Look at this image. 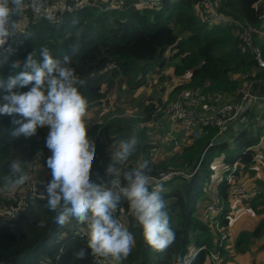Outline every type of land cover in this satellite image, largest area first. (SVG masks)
<instances>
[{
    "label": "trees",
    "instance_id": "obj_1",
    "mask_svg": "<svg viewBox=\"0 0 264 264\" xmlns=\"http://www.w3.org/2000/svg\"><path fill=\"white\" fill-rule=\"evenodd\" d=\"M119 1L122 10L101 12L89 6L66 12L55 19L44 18L38 21L30 18L24 20L20 16L19 32L10 40L15 51L6 52L0 58L3 61L0 63V80L7 82L10 76L23 70V63L29 53L34 52L37 60L42 62V48H47L54 58L62 59L64 55H71V67L81 81L77 86L88 101L87 111L108 104L109 93L101 88L100 78H106L109 87L116 83L121 85L120 82L124 81L131 89H136L146 79L145 75L155 73L162 76L165 64L170 68L168 78L171 83L181 78V83L173 84L170 97L183 90H195L206 102L215 106L230 102L224 101L226 97L235 101L243 81L264 79V72L258 66L253 51V47L258 46L264 60V32H261L264 0H211L219 13L244 24L251 34V43L242 40L238 24L203 21L200 15L204 4L202 0H163L158 8L137 5L139 0ZM20 24H24L22 29ZM14 61H19L21 67L13 68ZM30 87L14 91L24 92ZM161 103L160 97L149 98V103L141 109L140 114L133 111L127 117L118 110L109 111L98 121L86 124L88 137L96 145L92 167L94 180L98 177L108 179L105 169L110 163L111 153L116 150L119 141L131 136L124 122L126 124L134 120L138 121L135 127L139 143L129 160L117 165L118 168L129 171L146 160L152 169L151 176L168 169L191 173L189 177L179 176L160 183L164 185V210L169 216L170 227L176 233L174 243L163 252L147 245L142 227L133 217L128 202L122 200L115 217L133 234L135 245L131 254L120 264H227L234 252L250 251L247 247L249 238L260 239L264 236V208L258 211L261 214L257 216L253 230L247 236H235L228 224L231 216L228 214L227 198L231 187L226 185L224 177L212 182L214 158L223 152L222 157L216 160L215 167L224 162L228 165L237 162L235 175L240 179L243 172L248 170L247 165L254 161L255 154L248 151L241 155L242 150L234 154L224 142L210 147L198 168L192 171L201 146L215 134L211 128L203 129L198 140L188 138L190 142L171 156L155 152L156 147V151L161 150L159 142L153 146L146 141L144 134L146 125L159 117L156 108ZM141 123H144L142 127ZM10 126L11 117L0 116V133ZM48 131L47 127H43L31 138L22 137L16 143L15 151L13 146L10 154L8 150L7 160L28 162L25 168L27 171L37 154L40 153V157L36 163L43 161L46 155L50 157L51 152L45 146ZM13 142L3 141L2 144H6L3 146L5 150ZM256 143L245 141L243 146ZM215 152L218 155L214 157ZM7 175L9 166H0L1 184ZM51 178L50 169L48 175L37 177L36 192L27 200L24 209L19 210L9 221L0 220V264H95V256L90 252L84 260L73 258L74 251L87 247L86 226L79 225L75 220L63 227L59 226L54 219L57 213L46 206V199L40 195ZM256 184L259 187L258 193L252 201L246 203L247 207L259 204L264 207V179H258ZM154 185L151 183V186ZM212 185L214 187L206 190V186ZM210 193L211 200L208 198ZM215 193L223 203L220 214L215 217L222 225L223 230L219 233L208 218L200 217L205 206L212 203ZM202 198L204 201H201ZM12 202L7 196L0 195L1 206ZM233 237L237 241L232 243ZM239 240L244 241L247 250ZM230 244L233 245V252L228 250ZM195 250L196 253L190 259ZM215 256L217 262L213 260Z\"/></svg>",
    "mask_w": 264,
    "mask_h": 264
},
{
    "label": "clouds",
    "instance_id": "obj_2",
    "mask_svg": "<svg viewBox=\"0 0 264 264\" xmlns=\"http://www.w3.org/2000/svg\"><path fill=\"white\" fill-rule=\"evenodd\" d=\"M30 6L34 12L41 13L45 0H30ZM24 8L25 0H0V53L6 50L11 53L10 40L19 32V18ZM72 51L74 53L75 48ZM40 56L42 62L37 60L34 52L29 53L23 70L10 76L7 82L0 80L3 92L0 116L11 117L6 137L10 142L21 137L31 138L40 128L49 129L45 146L51 156L46 164L52 178L40 195L46 199V206L57 213L54 219L59 226L72 220L86 226L87 247L74 251L73 258L84 260L90 252L95 257L120 264L131 254L134 236L115 217L122 200L128 202L133 217L142 227L147 245L158 252L167 250L174 243L176 233L164 210L163 185L151 186L152 169L146 160L129 171L117 167L134 154L138 136L133 134L119 141L105 169L108 179L98 177L94 180L92 167L96 145L88 137L85 123L88 101L77 86L81 81L71 67L72 57L54 58L47 48L41 49ZM12 67L20 68L21 64L14 61ZM29 85L28 91H14ZM243 151L241 155L248 152ZM27 164L23 160H13L0 191H13L29 181L31 177L25 170ZM195 253L196 250L192 258Z\"/></svg>",
    "mask_w": 264,
    "mask_h": 264
},
{
    "label": "built area",
    "instance_id": "obj_3",
    "mask_svg": "<svg viewBox=\"0 0 264 264\" xmlns=\"http://www.w3.org/2000/svg\"><path fill=\"white\" fill-rule=\"evenodd\" d=\"M163 0H139L137 5L155 7L158 8ZM203 10H201L200 15L203 21L205 22H234L239 25L242 33L241 38L245 42L251 43V34L240 22L234 21L231 18H227L222 14L218 13L215 4L211 0H202ZM95 7L101 12H108L112 10H122L123 6L119 0H47L45 1V8L41 13H36L32 10L30 6V0H25V8L21 14V17L27 16L28 18L38 21L44 18L55 19L66 12H73L83 7ZM261 19L264 24V11L262 12ZM21 29L24 27V24H20ZM264 29V28H263ZM261 32H264V30ZM12 49L11 52L15 51V47L9 45ZM253 51L256 56L258 66L264 72V60L260 55V49L257 46L253 47ZM8 52L7 50L3 53H0V58L4 53ZM251 81H243L240 83L238 88L237 98L233 102L221 103L218 105H212L210 102H206L201 95L195 90H183L178 93L171 99H164L162 103L156 108V114L159 117H166L167 120L176 127L184 132L185 136L192 140H198L201 137L203 129H213L215 131L214 136H218L222 133L228 131L230 124L238 118L243 119V112L246 109H250L254 101L257 99L256 96L250 93ZM251 148L258 149L260 155L264 158V116L261 119V126L259 129L258 141ZM249 148L245 149L243 153H246ZM39 154L35 158V161L31 165H35L36 161L39 159ZM238 163L235 162L232 164L231 168L224 172V181L226 185H230L231 189L237 187L238 190L236 195L240 198L243 203H249L252 201L253 197L258 193H254L253 189L240 184L241 186H236L238 180L236 178L235 172L237 170ZM191 173L183 170H162L157 174L152 175V181L150 183L160 184L167 181H171L176 177H189ZM36 186H26L24 188H17L19 191L17 195V200L12 203L6 204L5 206L0 205V220L6 222L13 219L16 213L24 209L26 202L30 199L36 192ZM25 192L23 197H20V194ZM229 191V192H230ZM230 194H228L229 196ZM234 196L233 198H237ZM215 206H211L215 203ZM220 201V198L215 197L211 204L205 206L203 213H219L222 210L223 203ZM214 210V211H213ZM218 214V215H219ZM120 223V219L116 218ZM218 223L217 220L213 221ZM122 224V223H121ZM76 231L73 232L75 234ZM192 258V256L190 257ZM93 261L95 264H115L111 259H104L100 257H94Z\"/></svg>",
    "mask_w": 264,
    "mask_h": 264
},
{
    "label": "rangeland",
    "instance_id": "obj_4",
    "mask_svg": "<svg viewBox=\"0 0 264 264\" xmlns=\"http://www.w3.org/2000/svg\"><path fill=\"white\" fill-rule=\"evenodd\" d=\"M24 20L25 19H29L27 16H23ZM167 62V61H166ZM167 64H165L164 69L162 70V76H157L155 73H152L151 75H145L144 79L142 81V84L138 87V88H130L129 86H127L126 82L121 81V85H117L114 84L112 87H109L106 85V78L103 80L102 78H100V82H101V88L106 91V93L109 95V101L108 104H103V105H98L95 106L94 108H90L87 111V115L85 117V123L86 124H91L95 121H98L99 118L104 115L107 114L109 111H120L122 112L123 116H127L131 113H133V111H135L136 113L140 114L141 109H144L145 105H147L149 103V98L153 97H160L161 98V102L164 99H171L173 97H170V89L173 86V84L180 82L181 78L175 79L172 81L169 80V74H170V68L166 67ZM163 81L161 83H155V85H152L154 82H158V81ZM137 82H141V80H138ZM161 88L163 90H161ZM255 102V101H254ZM255 106L257 108V111L255 113V115L250 116L249 115V119L252 120V130L248 131V135H257V139L258 140V134H259V129L261 126V119L264 116V99H259L255 102ZM254 111V112H255ZM142 114V113H141ZM138 121H131V123L124 122V125L127 126V128H129V134L133 135V134H137V130L135 127V123ZM144 125V123H141V127ZM153 127V126H152ZM151 126L148 127L147 131H154V129ZM132 131V132H131ZM145 132L144 137L149 134V138L152 140L154 139V135L150 132ZM7 130L5 129L4 132L0 133V166H10L11 162L14 160H7L8 157V150H9V154H10V150L13 149L15 151V148L19 143V141L22 139H16L14 140L13 143H10L9 149H6L3 147L6 144H2L3 141L8 140L7 138ZM149 140V139H148ZM210 140V139H209ZM151 143H156V141H150ZM206 142V141H205ZM202 147V146H201ZM238 152V151H237ZM223 153V152H222ZM222 153L218 155L217 152H215V156L217 157H213L214 158V163H213V175H212V182L213 181H217L219 179H221L224 176V172L227 171L228 169L231 168L232 165H228L226 162H224L222 165H216L215 167V162L218 158L222 157ZM49 154V153H48ZM235 154V153H234ZM47 155L45 156V158L43 159V163L41 162H37L34 166L30 165L27 168V172L29 174V176L31 177V179L29 181H27L23 186H21V188H24L26 186H32L36 184V178L40 176H46L48 175V167L46 164L47 161ZM223 172V174H221ZM258 172V171H256ZM257 176H260V172L257 173ZM256 177L255 174H252L250 176V178L248 180H246L244 183H248V182H252L253 179ZM211 182V184H212ZM165 183V182H164ZM244 184L240 178V181L238 182V184H236V186H241L240 184ZM163 184V183H162ZM3 184H1V180H0V186H2ZM253 185V183H252ZM250 184H247V187L251 188L250 186H252ZM246 186V185H245ZM164 187V185H163ZM212 187H214V185H212ZM238 188L234 187L230 192H229V196L227 198V207L229 208L228 214L231 216L230 221H228L229 224V228L231 231H233L232 233H234L235 236H239V235H243V236H247V234L249 232H251L253 230V225L256 223V219L257 216H260L261 213H258L259 210L263 209L264 207L262 205H254V206H249L247 207V205L245 203H243L240 198L236 195ZM17 189L13 190V191H1L0 195H5L8 198L11 199V201H15L17 200V195L18 193L16 192ZM253 191L255 194L258 192V190H251ZM25 195V192L21 191L20 197H23ZM234 196H237V198H233ZM259 203V202H258ZM216 201L213 205L211 206H215ZM214 211V210H213ZM219 213H203L201 212V216L200 217H205L208 218L212 223L215 220V217L218 216ZM125 223L128 224V222ZM123 225V223H122ZM214 225V223H213ZM124 227H126L125 225H123ZM215 231L216 232H220L222 229V225L220 223H215L214 225ZM128 230V229H127ZM242 233V234H241ZM224 235H226V233L224 232ZM223 235V236H224ZM237 236V237H238ZM232 243L235 241H237L236 237L232 238ZM241 243V246L244 247L245 250L250 249V251H246L244 253H235L232 256L231 261H228L227 264H264V236L260 239L257 238H249V242L247 243V247L244 243L243 240H239ZM227 247H229V252H233V245L231 246L228 245ZM198 249V248H197ZM250 253L253 254V256L250 255ZM239 259V261H238ZM213 260H217V256L213 257ZM218 261V260H217ZM216 261V262H217ZM124 263V262H123Z\"/></svg>",
    "mask_w": 264,
    "mask_h": 264
},
{
    "label": "crops",
    "instance_id": "obj_5",
    "mask_svg": "<svg viewBox=\"0 0 264 264\" xmlns=\"http://www.w3.org/2000/svg\"><path fill=\"white\" fill-rule=\"evenodd\" d=\"M262 26L264 28V24ZM259 80H256V81H259ZM178 83H181V79H180V82H178ZM178 83H176V84H178ZM172 87H171V89H172ZM171 89H170V92H171ZM257 100H259V99H256L255 102ZM224 101L232 102V101H234V99L230 100V99H228L226 97V99ZM255 102L253 103V105L250 108V111H249V115L250 116L255 115V113L257 111V108L255 106ZM155 120H156L155 122L148 123L146 125V131L148 130L149 126H151V127L153 126L152 128L154 129V131H152V132L147 131V132L152 133L154 135V139L151 140L149 138V134H148V137H147V135L145 136L146 141L149 142L150 144H152L153 146L157 142H159V146H160L159 148H161V150L160 151H158V150L156 151L155 150L157 148L156 147L154 149L155 152H157V153L161 152V154L166 155V157L167 156H171L172 154H174L175 151H177L178 149H181L183 146H185L186 144H188L190 142L188 137L185 136L184 132L182 130H180V129H176V127H173V125L170 123L169 120H167L166 117H157ZM247 135H248V133H245V136L242 137L243 139H239L238 140V138H240V137H238V138H235L233 141L226 142L227 144L225 146L227 148H229V149H232L234 151V153H237L238 150L239 151L240 150L243 151L245 148L250 146L248 151H252V153L254 152L255 159H254V161L252 162L251 165H247L248 166V170L243 172L241 180L244 183L246 180H248L250 178V176L252 174H255L256 177L253 179V181L251 183L250 182L244 183V185H246V186H247V184L252 185V183H253V185L250 186V187H252V188L254 187V189L257 190L259 187L256 184V181L258 179H264V158L260 155V152H259L258 149L251 148L253 145H245V146H243L245 141H249L251 143L252 142H254V143L257 142V140H254V139H257V135L256 134L255 135H250V136H247ZM150 141H156V143H151ZM157 153H155V155ZM256 171L260 172V176H257L258 172H256ZM239 181H240V179L238 180V182ZM207 187H208V189H206V190H210L212 188V186H206V188ZM208 198H209V200H211V198H212L211 197V193L208 195ZM203 199L204 198H202L201 201H204ZM198 211H200V207H199ZM250 255L253 256L252 253H250Z\"/></svg>",
    "mask_w": 264,
    "mask_h": 264
},
{
    "label": "water",
    "instance_id": "obj_6",
    "mask_svg": "<svg viewBox=\"0 0 264 264\" xmlns=\"http://www.w3.org/2000/svg\"><path fill=\"white\" fill-rule=\"evenodd\" d=\"M250 93L252 95H255L257 99H264V79L259 81H253L250 86ZM249 111V109H246L243 112L242 116L244 117V119L241 120V118H238L233 121L230 124L228 131L218 136H215L212 139L207 140L203 143L192 165V171H195L198 168L204 153L210 147L222 144L224 142L233 141L235 138L238 137H243L245 136V133H249L248 131L252 130V120L249 119Z\"/></svg>",
    "mask_w": 264,
    "mask_h": 264
}]
</instances>
